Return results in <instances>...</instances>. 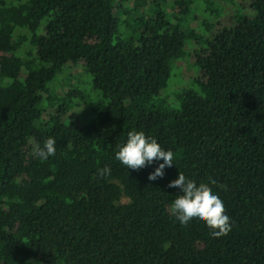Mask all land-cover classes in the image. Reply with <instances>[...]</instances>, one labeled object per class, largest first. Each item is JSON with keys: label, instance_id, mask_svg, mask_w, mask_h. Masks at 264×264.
<instances>
[{"label": "trees", "instance_id": "obj_1", "mask_svg": "<svg viewBox=\"0 0 264 264\" xmlns=\"http://www.w3.org/2000/svg\"><path fill=\"white\" fill-rule=\"evenodd\" d=\"M225 1L174 0L215 32L193 45L173 106L165 90L190 42L181 16L137 17L127 0H0L2 264H264V0L220 26ZM132 130L173 151L162 177L148 179L162 160L116 159ZM49 136L56 153L41 160ZM178 171L217 193L227 235L170 214Z\"/></svg>", "mask_w": 264, "mask_h": 264}, {"label": "clouds", "instance_id": "obj_2", "mask_svg": "<svg viewBox=\"0 0 264 264\" xmlns=\"http://www.w3.org/2000/svg\"><path fill=\"white\" fill-rule=\"evenodd\" d=\"M55 145V138L49 136L43 141L42 146H36L34 155L41 160H47L55 155ZM115 157L127 169L143 168L151 165L154 160H162L163 162L149 174V180L162 177L165 167L174 164L173 151L164 149L155 137L146 135L142 130L129 131L126 141L119 146ZM110 171L106 165L98 170V174L106 176ZM211 183L215 184L216 181L213 180ZM168 187L177 188L181 193L171 202L169 208L170 214L181 226L191 222L204 223L210 229L209 235L213 238L225 236L231 231L232 224L225 212L223 201L207 184H197L183 172L178 171L177 178L170 181Z\"/></svg>", "mask_w": 264, "mask_h": 264}, {"label": "rangeland", "instance_id": "obj_3", "mask_svg": "<svg viewBox=\"0 0 264 264\" xmlns=\"http://www.w3.org/2000/svg\"><path fill=\"white\" fill-rule=\"evenodd\" d=\"M224 8L218 17V22L220 26H224L227 24V19L231 17H240L241 15H251L252 10L250 8L249 0H230L225 1ZM124 10L128 12L135 13L137 17H144V18H151L153 15L159 13L160 15L163 13L164 18L169 21V23L176 24L180 18H183V22L180 23V27L183 31L189 35V40L187 41L186 50L184 51L180 60L176 62L173 66L170 81L168 82V86L165 90V93L168 95V103L173 106H177L174 95L179 92L183 87L186 86L188 81L190 80L192 71H191V64H192V56L194 46L198 45L199 43H204L207 41V38L214 34V29L212 30H205L201 27V22L203 18L201 14L196 12L194 17L198 18V21L194 20L193 14L190 13L189 10L185 8L178 7L174 4V0H127L126 3L123 4ZM217 5H220L217 3ZM213 7H216L213 5ZM161 9V10H160ZM160 10V11H159ZM193 17V18H192ZM128 26H132L131 21L127 23ZM126 25L122 24L123 32L126 31ZM199 48H202L199 47ZM198 48V50H199ZM8 59V56L4 53L0 52V63L4 62ZM70 73L72 74L71 80L73 83L77 82L83 75H85L86 70L83 67L73 68ZM58 77H56L57 79ZM55 79V81H56ZM54 81V82H55ZM53 82V83H54ZM52 83V84H53ZM72 83V84H73ZM51 86V85H50ZM68 84L65 78H59L53 85V91L57 93H63L68 90ZM87 95L91 96L90 92L85 89ZM72 108V107H69ZM51 110H48L46 114H49ZM2 264V262H0Z\"/></svg>", "mask_w": 264, "mask_h": 264}]
</instances>
